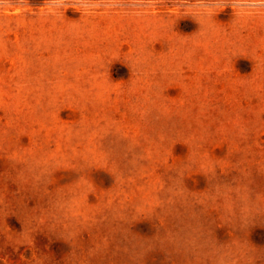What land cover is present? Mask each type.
Returning <instances> with one entry per match:
<instances>
[{"label":"rangeland","instance_id":"obj_1","mask_svg":"<svg viewBox=\"0 0 264 264\" xmlns=\"http://www.w3.org/2000/svg\"><path fill=\"white\" fill-rule=\"evenodd\" d=\"M0 264H264V0H0Z\"/></svg>","mask_w":264,"mask_h":264}]
</instances>
